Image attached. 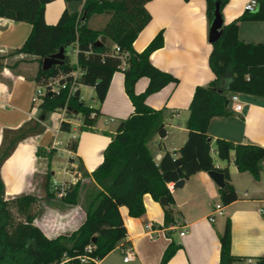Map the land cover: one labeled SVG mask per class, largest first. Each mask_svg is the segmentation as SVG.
Wrapping results in <instances>:
<instances>
[{"label":"trees","instance_id":"trees-1","mask_svg":"<svg viewBox=\"0 0 264 264\" xmlns=\"http://www.w3.org/2000/svg\"><path fill=\"white\" fill-rule=\"evenodd\" d=\"M51 1L0 0V17L32 25L23 45L13 50L11 55L37 57L39 68L35 82L38 84L76 68L67 50L77 43L82 51L78 56L81 83L92 86L95 99L103 103L114 73L121 70L134 111L120 121L99 166L91 174L85 173L70 184L65 195L59 198L64 205H82L86 213L84 222L69 235L48 237L34 223L39 199L31 194L6 198L0 173V264H96L126 238L121 206L127 207L130 216L140 217L145 213L143 199L146 194L159 202L162 197H167L169 206L164 210L165 225L168 226L175 221L171 206L174 205V198L168 183L189 179L199 171L217 170L224 175V185L219 188V194L222 204L228 205L237 199V192L231 183L228 165L222 168L215 165L212 144L220 160L227 164L233 161L239 171H249L256 179L260 177L264 170L263 146L213 139L208 134V126L213 117L231 113L230 94L243 93L264 98V43L246 42L239 38L242 21L264 20V0H258L256 12H244L231 22L222 24L221 34L211 43L209 54V66L215 78L207 86L195 88L186 122L187 139L177 152H165L158 162L153 159L149 143L155 135L160 138L167 135L163 109H154L145 100L169 83H177L178 79L154 66L150 60L151 53L164 45L162 31L143 51L137 52L133 48L138 34L151 20L146 8V3L151 0H85L80 13L65 9L56 24H48L45 21V6ZM205 1L207 17L211 22L216 2ZM228 2L220 0L221 11ZM94 14L108 17L102 28L88 26V20ZM97 41L100 45H96ZM115 45L119 46L120 52H115ZM61 47L65 49L63 63L43 70V59L58 52ZM124 52L129 54L122 69L119 55ZM4 58L0 56V68L4 65ZM141 77H147L149 83L143 92L136 93L135 83ZM63 107H66L67 116L82 118L80 131L95 126L100 117L99 108L87 105L79 95L68 99L65 92L59 95L47 92L39 103L44 114L61 111ZM60 129L70 132L72 125L63 120ZM38 131V124L27 122L18 129L3 132L0 171L17 144ZM77 145L78 138H72L68 148L76 152ZM76 160L69 157L68 163ZM84 177L92 179V182L84 183ZM51 180L48 173V199L56 198L50 187ZM88 247L91 249L88 250ZM178 248L179 245L171 241L160 264H166ZM219 264H245L242 258L231 253L230 219L226 220L220 236ZM255 264H264V257L257 258Z\"/></svg>","mask_w":264,"mask_h":264},{"label":"crops","instance_id":"crops-1","mask_svg":"<svg viewBox=\"0 0 264 264\" xmlns=\"http://www.w3.org/2000/svg\"><path fill=\"white\" fill-rule=\"evenodd\" d=\"M248 1L229 0L222 10L223 23L241 16ZM84 2L53 0L45 6V21L56 24L65 9L80 13ZM146 8L151 20L138 34L133 48L137 52L143 51L162 31L164 45L151 53L150 60L154 66L178 79L177 83H169L145 100L150 107L163 109L167 135L164 138L155 135L149 143L153 159L158 162L165 152L175 153L184 144L188 135L186 122L189 106L195 88L207 86L215 78L209 66L211 22L207 17L205 0H151L146 3ZM107 20L104 14H94L88 20V26L99 29ZM31 30L32 25L28 22L0 17V56H5L4 65L0 68V145L5 130L18 129L27 122L40 127V131L17 144L0 173L6 198L31 194L39 199L34 223L53 238L60 234L69 235L86 217L82 205H64L59 197L48 199L46 196L47 174L50 177L55 174L52 169L58 146L64 143L68 154L63 179H78L85 173L91 174L103 161L104 150L120 123L112 126L113 117L102 119V116L113 115L122 121L131 115L134 107L125 89L124 74L119 70L113 75L103 103L97 107L100 117L96 125L80 131L82 118L66 115L72 129L70 132L62 131L60 125L65 120L62 113L55 111L44 114L39 102H33L39 68L37 57L11 55L13 50L23 45ZM239 38L246 42L264 43V20L242 21ZM148 83L147 77L138 79L135 92H143ZM89 87L97 101L94 88ZM239 98L242 109L234 111V104L230 102L231 113L213 117L209 122L208 134L213 139L264 147V98L243 93H239ZM72 138H78L76 152L68 148ZM212 155L217 167L228 165L231 183L237 192L236 200L223 205L220 187L208 172L199 171L186 179L182 187H175L171 192L175 221L167 226L166 206L146 194L143 199L145 213L140 217H132L127 207H120L127 230L126 238L96 264H160L171 241L179 248L166 264H219L220 236L227 219L231 221V253L242 258L245 264L249 259L251 264H255L257 258L264 257V170L258 179L249 171H239L233 161L227 164L217 157L213 144ZM69 157L77 160L69 164ZM82 180L86 184L92 182L88 177ZM217 203L224 206V214L217 216H221V220L217 221L216 217L211 221L209 215ZM147 223L157 227L153 234L146 230ZM177 226L180 231L175 240L173 233L177 231ZM181 232H185L184 235H180ZM127 252H131L133 258L125 261Z\"/></svg>","mask_w":264,"mask_h":264},{"label":"built area","instance_id":"built-area-1","mask_svg":"<svg viewBox=\"0 0 264 264\" xmlns=\"http://www.w3.org/2000/svg\"><path fill=\"white\" fill-rule=\"evenodd\" d=\"M259 2L258 0H249L245 6H244V12L252 13L255 12L258 9ZM115 52H120V48L118 45L114 46ZM82 51L79 49V46L77 43L70 46V52H67L70 55L74 56V60L72 62L76 64V68L68 73V74H62L57 77L49 78L48 80L43 81L42 83L36 84L34 96H33V102H41L46 95L47 92L53 93L55 95H59L63 92L67 94L68 99L71 96H77L79 95L80 99H82L80 94V89L83 86V84L80 81L81 78V70L78 65V56ZM86 54H89V52H85ZM128 52H124L121 55H119V58L122 62L121 68L123 69L126 64V58L128 57ZM69 55V56H70ZM71 57V56H70ZM68 101V100H67ZM230 102L234 104V111L238 112L242 109V105L240 103L239 93H233L230 96ZM62 113L63 118L66 120V107H63L60 111ZM67 170H65L66 172ZM77 181L76 178H72L70 180H58L57 178H52L50 187L55 192V195L57 197H62L65 195V190L70 184H74ZM175 188V183L170 182L168 183V189L170 192H173ZM224 214V206L221 203H217L214 206V211L211 215H209V220L214 221L218 215ZM146 230L153 234L157 227L154 226L151 223H147L145 225ZM185 232H181L180 235H184ZM91 248L88 247V250ZM133 258V254L131 252H127L126 256L124 257L125 261L131 260ZM247 264H251V260H247Z\"/></svg>","mask_w":264,"mask_h":264},{"label":"water","instance_id":"water-1","mask_svg":"<svg viewBox=\"0 0 264 264\" xmlns=\"http://www.w3.org/2000/svg\"><path fill=\"white\" fill-rule=\"evenodd\" d=\"M215 2H216V7L213 12V19L211 21L210 32H209V41L211 43L219 38L221 34L220 28L223 24L222 11L220 9V0H215ZM96 45H100V42L97 41ZM64 50H65L64 47H61L58 52L45 57L42 61V65H41L42 69L48 70L53 65L63 63V60L65 58ZM208 174L219 187H222L224 185V175L221 172L217 170H212V171H209ZM184 181H185L184 179L177 181L175 183V187H182L184 185ZM160 203L163 206H166V207L169 206V201L167 197H162L160 199Z\"/></svg>","mask_w":264,"mask_h":264},{"label":"rangeland","instance_id":"rangeland-1","mask_svg":"<svg viewBox=\"0 0 264 264\" xmlns=\"http://www.w3.org/2000/svg\"><path fill=\"white\" fill-rule=\"evenodd\" d=\"M67 52H70V47L68 48ZM12 56H14V54H12ZM70 56H71V60L75 59L73 55H70ZM81 91H82L81 92L82 99L84 100V102L87 105H92V106L98 107L101 104L100 102L94 100V92L92 91L91 87H89L88 85H83L81 87ZM103 117H107L108 119L110 117H113L114 121L110 123V125H112V126L115 125V124L118 125V123L120 122V120H118L113 115H111V116H102V119H103ZM78 133L79 132H77V134ZM64 136H66V134H64ZM58 148H59V151L56 153V160L54 162L53 169H52L53 171H55V174L52 176V178L55 177L58 180H63V178H64V170H65L66 160H67L68 154H67V152L65 150V144L64 143L62 145L58 146ZM217 218H218L217 221L222 219L221 216H219ZM176 228H177V231L173 233V236H174L175 240L178 239V234H179V231H180V228L178 226Z\"/></svg>","mask_w":264,"mask_h":264}]
</instances>
